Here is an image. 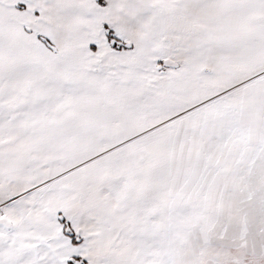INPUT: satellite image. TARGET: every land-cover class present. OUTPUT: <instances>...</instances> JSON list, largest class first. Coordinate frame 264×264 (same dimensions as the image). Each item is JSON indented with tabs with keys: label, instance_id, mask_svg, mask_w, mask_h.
Returning a JSON list of instances; mask_svg holds the SVG:
<instances>
[{
	"label": "snow or ice",
	"instance_id": "6c2138e0",
	"mask_svg": "<svg viewBox=\"0 0 264 264\" xmlns=\"http://www.w3.org/2000/svg\"><path fill=\"white\" fill-rule=\"evenodd\" d=\"M0 264H264V0H0Z\"/></svg>",
	"mask_w": 264,
	"mask_h": 264
}]
</instances>
